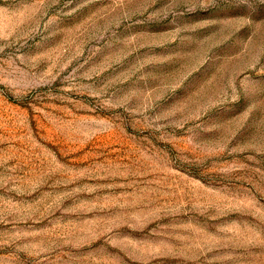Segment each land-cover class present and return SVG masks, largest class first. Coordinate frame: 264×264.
Instances as JSON below:
<instances>
[{
    "label": "rangeland",
    "instance_id": "rangeland-1",
    "mask_svg": "<svg viewBox=\"0 0 264 264\" xmlns=\"http://www.w3.org/2000/svg\"><path fill=\"white\" fill-rule=\"evenodd\" d=\"M0 264H264V0H0Z\"/></svg>",
    "mask_w": 264,
    "mask_h": 264
}]
</instances>
